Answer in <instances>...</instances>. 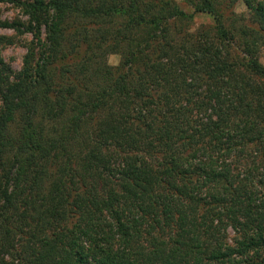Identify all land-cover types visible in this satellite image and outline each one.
<instances>
[{"label":"trees","instance_id":"obj_1","mask_svg":"<svg viewBox=\"0 0 264 264\" xmlns=\"http://www.w3.org/2000/svg\"><path fill=\"white\" fill-rule=\"evenodd\" d=\"M183 1L0 18V264H264V0Z\"/></svg>","mask_w":264,"mask_h":264},{"label":"rangeland","instance_id":"obj_2","mask_svg":"<svg viewBox=\"0 0 264 264\" xmlns=\"http://www.w3.org/2000/svg\"><path fill=\"white\" fill-rule=\"evenodd\" d=\"M14 1H25V0H5L0 2V18L7 20L9 22L27 23L29 21V16L24 13L23 9L16 4ZM180 5L187 10L192 12L190 6L187 5L183 0H178ZM239 14H247L249 9L243 0H238L235 6L231 8ZM213 26V21L206 15H198L192 22V31L202 26ZM46 30L43 29V34L40 38L45 41ZM0 36H6L13 39V43L7 44L5 42L0 44V57H2L9 67V71L15 73L20 72L23 69L24 61L28 53V48L31 46L32 42H39V38L33 36L32 33L20 34L16 30L11 28H1ZM260 60L264 64V46L260 51ZM109 62L111 65L118 66L120 63V56L118 54L109 55ZM2 98L0 96V111L2 108Z\"/></svg>","mask_w":264,"mask_h":264}]
</instances>
